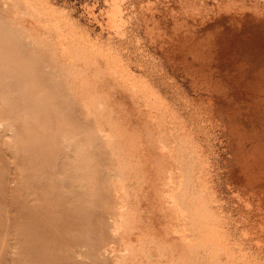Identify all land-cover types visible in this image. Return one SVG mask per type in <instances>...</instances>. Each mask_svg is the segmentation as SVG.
<instances>
[{
    "label": "rangeland",
    "instance_id": "1",
    "mask_svg": "<svg viewBox=\"0 0 264 264\" xmlns=\"http://www.w3.org/2000/svg\"><path fill=\"white\" fill-rule=\"evenodd\" d=\"M263 101L264 0H0V264H264Z\"/></svg>",
    "mask_w": 264,
    "mask_h": 264
},
{
    "label": "bare ground",
    "instance_id": "2",
    "mask_svg": "<svg viewBox=\"0 0 264 264\" xmlns=\"http://www.w3.org/2000/svg\"><path fill=\"white\" fill-rule=\"evenodd\" d=\"M154 2V1H153ZM148 3V2H147ZM150 3V2H149ZM145 8V7H144ZM146 9V8H145ZM177 25V24H176ZM180 25V24H179ZM193 26V25H192ZM151 27V26H150ZM183 27V26H182ZM189 27V26H188ZM175 29V28H174ZM176 31H177V29H176ZM175 31V32H176ZM208 34V33H207ZM159 35V34H158ZM197 35V34H196ZM200 35V34H199ZM206 35V34H205ZM207 37H209V36H207ZM199 38H200V36H199ZM208 39V38H207ZM218 39V38H217ZM184 40V39H183ZM202 40V39H201ZM204 43V42H203ZM209 43V42H208ZM196 44V43H195ZM202 44V43H201ZM190 45V44H189ZM210 45V44H209ZM201 46V45H200ZM208 46V45H207ZM198 48V47H197ZM201 48V47H200ZM205 48V47H204ZM210 48H211V46H210ZM189 49V48H188ZM214 49V48H213ZM193 50V49H192ZM204 50V49H203ZM189 51V50H188ZM216 51V50H215ZM195 52V51H194ZM189 54V53H188ZM263 56V55H262ZM190 65V64H189ZM198 67H200V66H198ZM197 68V67H196ZM195 68V69H196ZM202 68V67H201ZM187 69V68H186ZM197 70H199V69H197ZM193 71V70H192ZM206 73V72H205ZM219 73V72H218ZM153 74V73H152ZM198 74H201V73H198ZM198 74H196V75H198ZM155 75V74H154ZM248 75V74H247ZM191 76V75H190ZM188 77V76H187ZM198 77V76H197ZM195 78V77H194ZM206 78V77H205ZM201 80V79H200ZM213 80V79H212ZM194 81V80H193ZM207 81V80H206ZM214 81V80H213ZM191 82V81H190ZM208 82V81H207ZM220 82V81H219ZM206 83V82H205ZM223 83V82H222ZM191 84V83H190ZM207 84V83H206ZM205 84V85H206ZM219 84V83H218ZM192 85H193V83H192ZM197 85V84H196ZM203 85H204V83H203ZM221 85V84H220ZM212 86V85H211ZM207 88V87H206ZM220 89V88H219ZM225 90V89H224ZM206 92H208L207 90H205ZM219 91V90H218ZM226 91V90H225ZM262 99V98H261ZM262 102V101H261ZM231 103V102H230ZM263 103H264V101H263ZM262 105V104H261ZM240 106V105H239ZM249 106V105H248ZM240 110V109H239ZM263 110V109H262ZM255 114H256V112H255ZM260 114V113H259ZM264 115V114H263ZM263 146L264 145H261V146H259L258 148H257V150H259V149H262L263 148ZM256 149V148H255ZM254 150V149H253ZM257 150H255V152L257 151ZM261 151V150H260ZM259 152V151H258ZM257 153V152H256ZM258 154V153H257ZM252 155H254V153L252 154ZM246 157V156H245ZM249 157V156H248ZM247 157V158H248ZM251 157V156H250ZM249 157V158H250ZM252 158V157H251ZM249 160H251L252 161V159H249ZM248 160V161H249ZM250 162V161H249ZM254 162V161H253ZM245 163H246V159H245ZM251 163V162H250ZM251 164H253V163H251ZM248 165H249V163H248ZM247 166V165H246ZM253 166V165H252ZM256 166V165H255ZM263 167V166H262ZM261 167V168H262ZM247 168H252V167H247ZM262 171H263V169H262ZM261 173V172H260ZM253 175V174H252ZM261 176V175H260ZM256 179H258V178H256ZM259 180V179H258ZM256 181V180H255ZM260 181V180H259ZM254 182V181H253ZM169 190V189H168ZM167 192V191H166Z\"/></svg>",
    "mask_w": 264,
    "mask_h": 264
}]
</instances>
